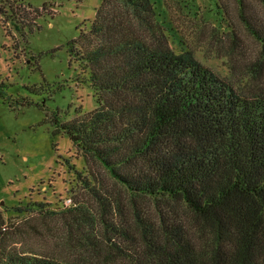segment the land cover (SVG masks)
<instances>
[{
	"label": "trees",
	"instance_id": "1",
	"mask_svg": "<svg viewBox=\"0 0 264 264\" xmlns=\"http://www.w3.org/2000/svg\"><path fill=\"white\" fill-rule=\"evenodd\" d=\"M251 1L264 7L238 3L259 50L234 83L171 47L153 0H103L72 49L98 107L53 117L85 158L84 192L61 210L15 208L62 215L68 254L26 250L14 240L37 227L2 219L0 264H264V21Z\"/></svg>",
	"mask_w": 264,
	"mask_h": 264
},
{
	"label": "rangeland",
	"instance_id": "2",
	"mask_svg": "<svg viewBox=\"0 0 264 264\" xmlns=\"http://www.w3.org/2000/svg\"><path fill=\"white\" fill-rule=\"evenodd\" d=\"M153 1L177 53L190 50L220 77L246 82L259 45L248 34L238 0ZM102 2L0 0V221L37 227L33 236L14 240L29 251L68 254L67 244L57 245L65 230L62 215L44 220L15 208L41 202L61 210L84 192L76 171L86 176L85 158L68 135L56 132L53 117L58 111L67 121L77 110L98 107L85 81L89 70L72 49ZM249 7L264 21L260 3Z\"/></svg>",
	"mask_w": 264,
	"mask_h": 264
},
{
	"label": "built area",
	"instance_id": "3",
	"mask_svg": "<svg viewBox=\"0 0 264 264\" xmlns=\"http://www.w3.org/2000/svg\"><path fill=\"white\" fill-rule=\"evenodd\" d=\"M71 202V201H70Z\"/></svg>",
	"mask_w": 264,
	"mask_h": 264
}]
</instances>
